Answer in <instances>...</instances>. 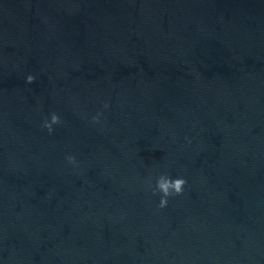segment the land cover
<instances>
[{
	"label": "water",
	"instance_id": "water-1",
	"mask_svg": "<svg viewBox=\"0 0 264 264\" xmlns=\"http://www.w3.org/2000/svg\"><path fill=\"white\" fill-rule=\"evenodd\" d=\"M0 264H264V0H0Z\"/></svg>",
	"mask_w": 264,
	"mask_h": 264
},
{
	"label": "clouds",
	"instance_id": "clouds-1",
	"mask_svg": "<svg viewBox=\"0 0 264 264\" xmlns=\"http://www.w3.org/2000/svg\"><path fill=\"white\" fill-rule=\"evenodd\" d=\"M35 77L33 75H28L26 77V83H32ZM107 107V105H105ZM97 117H93L95 121ZM60 123V119L57 114L52 113L50 115V120H46L42 127L47 129L48 133L51 134L53 132V125ZM66 160L70 163L75 165L76 160L74 156H67ZM186 181L183 178H171L167 175H160L156 178L155 187L152 189L153 195L157 193L160 194L159 204L158 207L164 208L167 206L168 198L171 196L180 195L183 191L184 185ZM151 187V185H149Z\"/></svg>",
	"mask_w": 264,
	"mask_h": 264
}]
</instances>
